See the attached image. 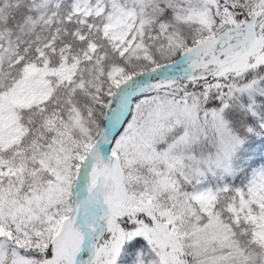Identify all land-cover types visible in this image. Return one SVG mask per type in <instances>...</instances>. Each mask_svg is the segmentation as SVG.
Masks as SVG:
<instances>
[{
    "label": "snow or ice",
    "instance_id": "6c2138e0",
    "mask_svg": "<svg viewBox=\"0 0 264 264\" xmlns=\"http://www.w3.org/2000/svg\"><path fill=\"white\" fill-rule=\"evenodd\" d=\"M0 264H264V0H0Z\"/></svg>",
    "mask_w": 264,
    "mask_h": 264
}]
</instances>
